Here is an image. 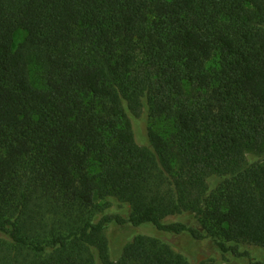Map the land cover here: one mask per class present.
<instances>
[{
  "label": "trees",
  "instance_id": "obj_1",
  "mask_svg": "<svg viewBox=\"0 0 264 264\" xmlns=\"http://www.w3.org/2000/svg\"><path fill=\"white\" fill-rule=\"evenodd\" d=\"M147 227L264 264V0H0V264H189Z\"/></svg>",
  "mask_w": 264,
  "mask_h": 264
},
{
  "label": "rangeland",
  "instance_id": "obj_2",
  "mask_svg": "<svg viewBox=\"0 0 264 264\" xmlns=\"http://www.w3.org/2000/svg\"><path fill=\"white\" fill-rule=\"evenodd\" d=\"M27 36V32L19 30L15 34L14 48L24 41ZM33 62V59H32ZM33 73L40 74V68L33 64ZM163 135L167 136L172 130L171 124L167 120H159L157 122H151ZM104 201H100L103 203ZM200 220V219H199ZM198 218H193V224L202 228V222ZM136 230L131 226H118L112 224L107 230V235L110 242V255L113 259H116L121 254L124 246L130 241ZM209 232L210 230H205ZM144 234H150L155 237L162 239L164 242L170 244L172 248L182 254L189 264H210L211 262L220 263L226 261V256L214 246V243L208 238L203 241L192 240L188 235L170 236L161 234L156 231L153 227L143 228L141 230ZM243 249V248H242ZM230 260V259H229ZM228 264H237L232 261Z\"/></svg>",
  "mask_w": 264,
  "mask_h": 264
}]
</instances>
